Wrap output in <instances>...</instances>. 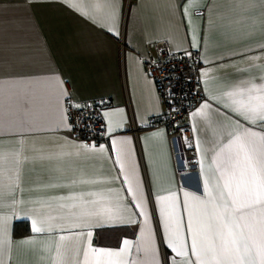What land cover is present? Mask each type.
I'll list each match as a JSON object with an SVG mask.
<instances>
[{
	"label": "crops",
	"instance_id": "obj_1",
	"mask_svg": "<svg viewBox=\"0 0 264 264\" xmlns=\"http://www.w3.org/2000/svg\"><path fill=\"white\" fill-rule=\"evenodd\" d=\"M71 2L97 17L107 11L104 0ZM71 2L0 0V153L4 157L0 161V216L8 218L7 238L11 242L3 257L5 264H52L58 236L68 234L59 230L33 233V210L41 216H57L61 213L59 204L71 203L59 197L126 187L111 144L113 138L120 137L131 138L149 222L145 226L143 217L134 215L138 223L93 228L91 245L119 249L128 239L133 242L131 261L137 258L135 245L144 228L143 239L157 244L162 264H169L174 253L164 242L156 196L175 192L186 220L184 192L204 194L210 157L220 138L226 140L232 121L240 118L215 102H211L207 120L193 119L191 113L209 95L218 94L222 82L260 75L254 65H264V49L260 48L264 44V0H193L189 7L191 25L183 14L187 0H115L119 36L82 15ZM193 28L198 48L192 46ZM160 41H166L175 53L201 52L204 98L189 114L190 142L180 130L170 133L159 123L165 107L144 59ZM254 56L262 59H250ZM205 70L207 76L203 75ZM57 78L68 93L71 87V99L60 96ZM69 100L81 105L97 103L103 113L114 112V120L124 119L123 129L95 143L97 149L104 145V152L77 149L75 146L84 142L72 129L57 126L59 108L68 109ZM21 120L30 121L31 126L18 127ZM241 123L246 122L241 119ZM21 148L27 159L17 165L14 154ZM193 153L199 159L197 166L189 162ZM17 167L19 187L14 186ZM118 176L121 179H116ZM120 195L128 204L134 203L126 191ZM19 200L24 203H13ZM136 212L133 208L132 213ZM25 216L29 219H23ZM148 229L152 230L150 237ZM138 258L144 259V254Z\"/></svg>",
	"mask_w": 264,
	"mask_h": 264
},
{
	"label": "snow or ice",
	"instance_id": "obj_2",
	"mask_svg": "<svg viewBox=\"0 0 264 264\" xmlns=\"http://www.w3.org/2000/svg\"><path fill=\"white\" fill-rule=\"evenodd\" d=\"M64 2L70 3L71 0ZM104 3L107 11L101 17L79 7L76 2H71V6L119 36V16L115 0H104ZM192 3L193 0H187L183 6V14L188 18L190 25L192 21L189 7ZM192 46L196 48L200 46L194 28ZM260 48L264 49V44H261ZM186 54L192 55L190 52ZM250 59L259 61L262 57L254 56ZM254 67L260 70L259 76L222 82L218 86L220 89L218 94L209 95V99L191 113L193 119L203 117L207 120L212 108L211 102H215L240 119L232 121L233 127L228 132L226 140L224 137L220 138L210 157L211 163L204 179V194L184 192L183 211L186 213V220L179 209L175 192L167 196H156L159 215L163 221L164 242L174 253L169 257V264H264V65L256 64ZM203 75H208L207 70ZM56 82L60 96H68L71 99L63 87L64 82L59 78ZM205 83L207 84V81ZM71 107L82 109L89 106L73 104ZM118 111L123 112L122 109ZM114 114L107 111L103 113L107 118L106 131L110 137L114 132L123 129L125 122L124 119L114 120ZM241 119L246 123H241ZM68 121V109L61 105L57 126H63L71 131L73 125ZM17 126L30 127L31 122L21 120ZM111 144L115 150V163L119 166L123 185L126 187L59 197L58 200H68L71 203L59 204L61 213L57 216H41L38 210H33L36 212V218L32 220L33 233H53L56 230L68 233L58 236L52 264H162L158 245L150 238L143 239L144 228L140 231V242L135 245L137 258L131 261L129 257L133 252V242L128 239L122 241L119 249L96 248L91 245L93 228L138 223L133 218L134 215L142 216L145 226L149 222L146 192L137 171V162L133 158L131 138H113ZM75 147L99 152L106 150L104 145L97 149L95 144L87 143ZM22 151L21 148L14 154L17 165L27 159L22 155ZM3 158V154L0 153V161ZM19 179L20 171L17 167L14 173L15 187H19ZM116 179L121 177L118 176ZM123 191L130 194L134 203L126 202L120 195ZM85 196L94 198L85 199ZM13 203L23 204L24 201ZM133 208L138 209V212L132 213ZM64 209L67 211H63ZM7 219L0 216V264H5L3 257L10 249L11 243L7 238ZM23 219L29 217L25 216ZM56 220L61 222L54 223ZM148 232L150 237L152 230L148 229ZM141 252L144 254L142 260L138 258Z\"/></svg>",
	"mask_w": 264,
	"mask_h": 264
},
{
	"label": "built area",
	"instance_id": "obj_3",
	"mask_svg": "<svg viewBox=\"0 0 264 264\" xmlns=\"http://www.w3.org/2000/svg\"><path fill=\"white\" fill-rule=\"evenodd\" d=\"M152 50L144 59V66L147 73L154 78L165 107L159 123L170 133L180 129L183 137L190 142L192 134L188 124L189 114L204 98L200 73L201 52L192 49L175 53L166 41L155 43ZM188 52L192 55L188 56ZM68 90L71 93V87ZM73 104L75 102L69 100L68 114L74 136L87 144L105 141L109 136L106 131L107 119L99 104H82L89 106L82 109L71 107ZM189 162L192 166L199 164L196 153L191 154Z\"/></svg>",
	"mask_w": 264,
	"mask_h": 264
},
{
	"label": "trees",
	"instance_id": "obj_4",
	"mask_svg": "<svg viewBox=\"0 0 264 264\" xmlns=\"http://www.w3.org/2000/svg\"><path fill=\"white\" fill-rule=\"evenodd\" d=\"M185 123H186V122H185ZM177 130H180V129H177ZM29 231H30V230H29V224L27 223V232H29ZM16 232L19 233V231H18V227H17Z\"/></svg>",
	"mask_w": 264,
	"mask_h": 264
}]
</instances>
